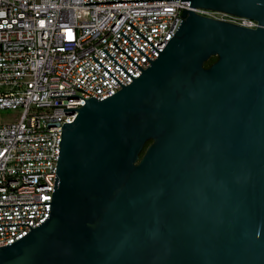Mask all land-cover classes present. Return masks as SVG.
Instances as JSON below:
<instances>
[{
    "label": "water",
    "instance_id": "95a60500",
    "mask_svg": "<svg viewBox=\"0 0 264 264\" xmlns=\"http://www.w3.org/2000/svg\"><path fill=\"white\" fill-rule=\"evenodd\" d=\"M190 1L162 51L60 128L49 217L0 264H264V0ZM194 8L257 23L203 17ZM212 57L209 67L204 64ZM145 152H141L147 142Z\"/></svg>",
    "mask_w": 264,
    "mask_h": 264
},
{
    "label": "built area",
    "instance_id": "2783aa9c",
    "mask_svg": "<svg viewBox=\"0 0 264 264\" xmlns=\"http://www.w3.org/2000/svg\"><path fill=\"white\" fill-rule=\"evenodd\" d=\"M0 0V205L50 203L60 128L89 98L101 101L129 85L167 44L190 1ZM203 17L254 29L257 23L194 8ZM120 33H123L134 48ZM102 49L121 67H118ZM94 57L118 82H116ZM76 95L79 97H54ZM2 112H11L10 118ZM50 204L0 207V225L34 229ZM0 226V247L28 234Z\"/></svg>",
    "mask_w": 264,
    "mask_h": 264
},
{
    "label": "trees",
    "instance_id": "16d2710c",
    "mask_svg": "<svg viewBox=\"0 0 264 264\" xmlns=\"http://www.w3.org/2000/svg\"><path fill=\"white\" fill-rule=\"evenodd\" d=\"M215 60H216L215 57L210 58V59L204 64V67H205V68L209 67L213 62H215ZM149 144H150L149 141L145 144V146H144V148H143V151H142L141 154H140V157L143 155V153L145 152L146 147H147Z\"/></svg>",
    "mask_w": 264,
    "mask_h": 264
},
{
    "label": "rangeland",
    "instance_id": "374dc122",
    "mask_svg": "<svg viewBox=\"0 0 264 264\" xmlns=\"http://www.w3.org/2000/svg\"><path fill=\"white\" fill-rule=\"evenodd\" d=\"M2 115H4V117L10 118L12 113L11 112H2Z\"/></svg>",
    "mask_w": 264,
    "mask_h": 264
}]
</instances>
